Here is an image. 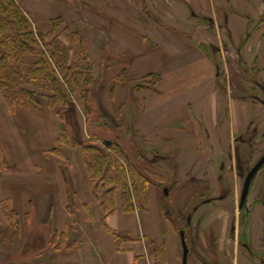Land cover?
<instances>
[{
    "label": "crops",
    "instance_id": "crops-1",
    "mask_svg": "<svg viewBox=\"0 0 264 264\" xmlns=\"http://www.w3.org/2000/svg\"><path fill=\"white\" fill-rule=\"evenodd\" d=\"M175 1L179 4L166 8L164 17L184 19L193 11L199 19L211 20L207 21L210 25L201 21L198 32L192 34L194 42L184 34L167 33L174 48H157L155 53V71L162 73L165 90L145 92L142 107H137L139 112L131 105L138 97L130 88L131 67L129 69L124 60L134 47L132 40L135 43L139 38L142 47L145 46L144 36L115 21L113 10L112 14L95 13L93 17L100 26L91 23L92 30L112 36L121 45L117 50L111 44L99 55L85 33L89 27L68 24L84 34L96 79L102 69L99 66L103 63L104 51L106 58L109 55L105 80L119 78L113 95L114 105L122 96L124 99L132 97L131 102L122 100L120 103L122 113L125 114V108L129 112V116L124 117L121 133L129 142L134 141V147L140 148L138 156L128 157L150 180V171L162 175L164 170L163 176L170 177V167L163 164L162 154L170 152V82L167 80L171 70L180 72L172 77L173 82H213L219 87L207 93L211 92L210 96L217 100L215 114L227 104L225 118L232 135L235 130L249 131L250 126L253 133L250 137L257 133L255 131H264V0ZM23 4L36 18L43 17L41 0H23ZM159 8L162 10V5ZM127 20L130 21L128 14ZM43 24L47 26V18ZM208 46H213L217 54L215 61L204 51ZM120 56L125 59L117 63ZM134 66L139 75V63ZM122 69H126L127 77L119 76ZM249 83H259L260 92L256 95L253 91L247 93L253 96L241 98L239 93L245 95L244 89ZM98 87L96 83L91 100H97ZM152 100L159 103L148 106V101ZM75 103L74 98L73 104L70 101L66 108L52 109L47 100H41L42 112L19 104L11 108L0 89V264H156L159 248L164 249L166 264H184L182 234L189 249L187 264H264V174L261 171L260 177L257 175L252 180L245 203L237 209L234 205L230 214L225 206H216L224 199L222 190L210 198L211 201L203 198L193 206L192 198L188 195L185 199L183 191L179 192V198L177 195L178 201L167 207L189 215L186 219L168 217L166 203L162 202L164 191L152 179L146 206L125 212L121 191L116 190V211L106 215L101 203L107 187L102 184L96 187L88 173L83 145L91 143V137L87 117ZM162 103L167 106L163 107ZM132 114L137 117L133 128L137 137H132V129L127 126L132 125L127 120ZM65 130L80 146L64 144L59 148L61 152H56L57 140ZM116 133L112 139H120L125 148L121 133ZM4 201L9 202L5 213ZM211 206L218 208L213 214L206 211ZM241 209L246 212L245 219Z\"/></svg>",
    "mask_w": 264,
    "mask_h": 264
},
{
    "label": "rangeland",
    "instance_id": "rangeland-1",
    "mask_svg": "<svg viewBox=\"0 0 264 264\" xmlns=\"http://www.w3.org/2000/svg\"><path fill=\"white\" fill-rule=\"evenodd\" d=\"M41 2L43 3V9L41 11L43 17L40 18V16H38L39 18H36L31 14L32 20L38 34H51L50 39L58 33V30L54 27L53 19L61 18L63 24L59 23V25L62 26L70 27L68 24H79L80 26L86 25L89 27L90 29L86 28L88 32L85 31V33L91 39L99 55L102 54V49L110 47L111 44L115 45L113 47L118 50L121 47L118 40L114 41L112 36L106 33H95L97 31L95 29L92 30L93 26H91V23H93L95 27L100 26L96 24V19L93 17L95 13L109 12L112 14V10L115 21L128 25L132 32L134 30L135 32H140V34L144 36V47H142V42L139 38H137L135 43L134 40H132L135 48L132 47V51L127 53L125 56L126 60H124L125 58L122 56H120L122 58L119 57L120 59L117 60V63L124 60L128 68L130 69L131 67V75H129V77L132 80V84L130 88L135 90L138 98L131 102L132 97L129 96V98L124 99L125 97L122 96L120 99H117L118 103L114 105L113 95L119 78L113 81L111 79L109 82L105 80L107 79L106 70L104 71L105 67H107L105 63L107 58H109V55H107L106 58L107 53L105 51L102 63L103 67H101L102 65L99 66V68L102 69H99V77L96 79L97 86H99L97 88V100H91L90 103L89 101H84L80 93H76L74 96L77 101L75 104L81 107L84 117H87L88 132L96 131L101 140L112 139V137H115V130H117V133H121V129L123 130V120L124 117L126 118V116H129V112L127 108H125V114L122 113L124 111L120 104L122 100H126L127 102L130 101L131 105L137 109V107H142V100H145V92L151 93L160 89L165 90L163 87L164 81H162L161 77L162 73L160 71H155V53L157 48H168L169 46L170 48H174V44L166 37L167 33L171 31L180 35L184 34L194 42L195 40L192 34L198 32L199 25L202 22L208 24L207 21H211L199 19L196 15H193V11H191L190 17L185 16L184 19L164 17L166 8L175 7V4H179V2H173V0H41ZM161 5L162 10L159 8ZM114 9L116 11H114ZM127 14L129 15L130 21L127 20ZM46 18L47 26L43 24ZM35 21H37V25ZM212 21L215 20L212 19ZM220 22L219 20V23ZM209 25L210 24L207 26ZM73 29L76 28L73 27ZM132 37H134V35H132ZM140 37L142 36L140 35ZM197 37L196 39H198ZM139 46L142 49H140ZM205 49L204 51L210 55L212 61H215L217 54L213 51V46H208V49ZM117 63L115 65H117ZM136 63H139V75H136V66H134ZM114 68H116V66H114L113 69ZM159 69L161 70L162 68ZM219 71L221 70H218V72ZM120 74L119 76L123 78L127 77L126 69L120 70ZM179 74L180 72L177 71L172 73L171 70L170 77L167 80L170 82V104H168L170 105V152L168 151V153H163L162 155L164 157L163 164H165L166 167H170V177L167 178V176H163L164 170L162 171V175L155 173L158 177L162 176L164 178L161 182L160 178L158 179L150 175V173L153 172L150 171L148 173L152 177L151 180L153 179L160 184L159 187L164 191V195L168 192L166 197L162 194V198H165L162 202L166 203V215H168V217L176 216V219H186L189 215L187 212L181 213L167 207L170 206L168 205L169 203L171 205L176 203L183 191L185 194L182 193V195L185 199L190 195L189 197L192 198L190 204L193 206L194 203H198V201L203 198L207 199V202L211 201L210 198H214L215 195L219 194L218 191L220 192L222 190L221 194L224 196V199L217 202L216 206L218 208L221 205L225 206L230 214L234 205L237 209L241 204V193L247 173L264 154V131H255L257 133L250 137L251 134H253L251 130L252 126H250L249 131L235 130L232 135V133H230V123H228L225 118L227 115V104H223L221 108H219V111L217 110L218 114H215L214 102L216 99L213 100V96H210L211 92L207 93V91L210 90L214 92V90H218L219 87L213 82L203 84H180L173 82L172 77L178 76ZM129 84L130 82H128V85ZM246 85H248V87L244 89L245 95L244 93H239L240 96L242 95L241 98H244V96H253L247 94L250 92L253 93V91L256 95L260 92V90L257 89V86L260 87L259 83H249ZM223 86H225V84H223ZM35 90L39 94L40 100H47L44 94H48V92L36 88ZM240 91L241 90H239V92ZM42 93L43 96L41 95ZM204 94L206 100L204 99ZM219 96L220 95H218V97ZM74 98L70 100L72 104ZM157 100L159 101L160 98ZM158 101H148V106H155L159 103ZM153 102L158 103L153 104ZM162 106L165 107L167 105L162 103ZM139 110L140 109H137L138 112ZM87 112H89V114ZM136 118L134 114H132L130 118L127 117V120H130L129 122L132 123L131 126L127 125L132 129L130 133L132 137H137L133 129L136 126L135 123H137ZM241 125L242 124L239 123L238 126L240 127ZM122 135L123 133H121V136ZM116 139L120 144L121 150L125 151L127 157L139 155L140 148L134 147V141L129 142L130 139L128 140L127 137L122 136L124 148L121 147L120 139L117 137ZM142 149H144L143 152H145V148ZM144 164L148 166L147 163ZM260 171L264 174V165L254 178H257V175L260 177ZM260 179H262V177ZM218 208L211 206L208 207L206 211L212 213ZM170 210L172 212H170ZM241 210L243 219H245L246 212L243 209ZM174 211H176L175 214Z\"/></svg>",
    "mask_w": 264,
    "mask_h": 264
},
{
    "label": "trees",
    "instance_id": "trees-1",
    "mask_svg": "<svg viewBox=\"0 0 264 264\" xmlns=\"http://www.w3.org/2000/svg\"><path fill=\"white\" fill-rule=\"evenodd\" d=\"M53 21L58 33L50 39L51 34H38L23 0H0V89L11 108L19 104L42 112L40 96L32 88L48 92L44 95L52 109L66 108L76 93L91 103L97 80L85 36L78 29L59 25L63 24L61 18ZM61 120L65 122L63 110ZM89 135L91 143L83 145L85 164L96 187H107L101 203L105 214L116 211V190L121 191L125 212L146 206L149 176L127 157L116 140L107 139L106 144L107 140H101L98 134ZM64 144L80 146L66 130L54 150L61 152L59 148ZM150 175L164 180L155 173ZM2 208L4 213L9 210V202L4 201ZM156 256V264H166L163 248L157 249Z\"/></svg>",
    "mask_w": 264,
    "mask_h": 264
},
{
    "label": "water",
    "instance_id": "water-1",
    "mask_svg": "<svg viewBox=\"0 0 264 264\" xmlns=\"http://www.w3.org/2000/svg\"><path fill=\"white\" fill-rule=\"evenodd\" d=\"M263 165H264V154L261 156L258 162L253 166V168L248 172L247 176L245 177L242 188V194H241L242 205L244 204V202L248 197L252 179ZM182 245H183V262L184 264H187L189 249L184 234H182Z\"/></svg>",
    "mask_w": 264,
    "mask_h": 264
}]
</instances>
